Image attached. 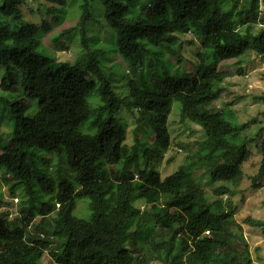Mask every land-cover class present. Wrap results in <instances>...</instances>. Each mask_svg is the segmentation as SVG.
Listing matches in <instances>:
<instances>
[{
  "label": "trees",
  "instance_id": "1",
  "mask_svg": "<svg viewBox=\"0 0 264 264\" xmlns=\"http://www.w3.org/2000/svg\"><path fill=\"white\" fill-rule=\"evenodd\" d=\"M26 1L0 0V78L11 85L19 78L25 100L37 101L26 113L30 103L3 95L15 86L0 92V104L10 106L13 128L0 146V180L10 195L20 192L22 222L9 230L0 214V264H43L45 254L53 264H252L235 216L215 210L200 183L184 181L207 165L215 196L234 195L242 181V164L249 156L250 141L241 136L246 125L224 118L225 108L212 112L209 106L229 77L217 70L218 63L249 53L264 58V14L258 19L264 0H99L126 65V90L112 84L98 59L102 51L90 50V0H77L76 24L55 40L78 34L86 64L58 62L48 55L40 39L50 27L21 24ZM43 1L57 6L53 12L70 2ZM258 23L261 29L253 34ZM186 34L201 42L214 66L202 61L194 73L158 79L156 68L182 61L180 37ZM258 99L264 104V96ZM174 102L206 139L202 152L189 154L174 173L161 178L156 166L170 147L168 119ZM122 111L138 115L137 130L147 126L153 131L151 144L141 142L139 135L127 143V129L117 116ZM260 150L255 178L264 182V138ZM36 151L65 158L76 182H62L55 192L53 181L42 177L40 196L34 181L39 173ZM228 152L232 159L221 163ZM80 199L88 200V219L73 214ZM138 200L156 210L147 226L135 205ZM3 204L0 196V209ZM48 215L49 236L26 231L37 216ZM245 222L264 231L261 221ZM128 241L132 251L125 248Z\"/></svg>",
  "mask_w": 264,
  "mask_h": 264
},
{
  "label": "rangeland",
  "instance_id": "2",
  "mask_svg": "<svg viewBox=\"0 0 264 264\" xmlns=\"http://www.w3.org/2000/svg\"><path fill=\"white\" fill-rule=\"evenodd\" d=\"M92 6V20L87 28L93 34L88 40L90 50L99 49L103 55L98 59L106 66L105 71L110 76L112 84L121 86L122 90H126V69L125 63L116 51L115 32L109 28L103 16L102 6L99 0H90ZM79 2L70 0L64 8L59 7L56 12L51 8L56 5L45 3L43 0H27L21 6L22 20L21 24H33L40 30L50 27L48 31H43L40 42L45 46L48 55L53 56L58 62L76 64L81 62L86 64L87 57H83L84 50L78 34L72 32L67 33L59 41L58 39L63 32L72 28L79 15ZM61 8V9H60ZM264 14V5L259 9L258 19L261 20ZM57 15L62 16L63 20L58 23ZM261 24L253 27L252 33L261 29ZM183 43L182 61L177 63L171 61L170 68H156L158 79L163 76L175 72L185 75L194 73L197 66L203 61L206 65L214 66V61L203 51L201 42L196 41L191 34L182 35L180 37ZM193 42L190 44L189 42ZM203 52V54H201ZM168 57L165 59L167 60ZM161 59V58H159ZM169 59V58H168ZM58 65V64H57ZM56 65V66H57ZM217 70L229 73V77L219 84L221 88L219 98L213 102L214 105L209 106V110L217 112L225 108L222 112L224 118L229 119L232 123L245 124L246 128L241 132V136L245 137L249 142L247 145L249 156L242 164L243 178L239 186L236 188L234 195L215 196L212 194V187L208 184V179L212 168L207 165L200 170H196L184 181L185 184L200 183L204 189L208 199L212 202L215 210L226 212L235 216L236 222L241 226L242 234L249 245L252 256V264H264V231L261 227L245 222L247 218L258 220L264 223V182L255 176L260 167L262 154L260 150L261 141L264 138V104L258 98L264 96V58L257 57L252 53L246 54L240 59L224 60L217 64ZM163 71V72H162ZM11 85V81L0 78V92L6 90ZM15 90L9 94L4 93L10 101L19 99L23 103H30V109L26 113L31 112L33 107L37 106V101H26L22 88L20 87L19 78H15ZM120 91V90H119ZM125 93V92H122ZM97 101V98H95ZM213 106V107H212ZM219 109V110H218ZM232 114L229 118V112ZM137 115V112L133 113ZM119 122L126 127L127 143L133 142L134 136L139 135L141 142L149 145L154 140L153 131L147 126H141L137 130V116H133L128 112L122 111L117 114ZM10 106L0 104V146L7 142L12 134L13 128L10 121ZM168 129L170 133V147L163 155L161 161L156 166L161 178L174 173L185 161L189 154H193L203 149L205 136L198 125L193 124L181 112L179 104L174 102L172 112L168 119ZM137 130V131H134ZM11 149V146H8ZM202 152V151H201ZM37 166L39 173L35 176L36 191L39 192L38 185L43 181L40 179L46 177L54 183V191H58V187L62 182L75 183L76 172L68 167L65 158L56 155H50L43 151H36ZM232 152H228L221 157V163H229L232 159ZM142 161V160H140ZM136 177V176H135ZM16 194L12 196L8 193V186L0 180V196L3 199V206L0 214L6 218V227L13 230L21 227L22 222L18 213V199L21 197ZM41 196V193L39 192ZM17 197L18 199H14ZM42 201H48V197H42ZM20 202V201H19ZM83 205V206H82ZM144 213L143 225L147 226L155 220V209L141 201L135 202ZM74 216L81 219H88L91 212L88 209V200L80 199L76 201V208L73 212ZM50 216H37L31 224L28 225L26 231L38 233L42 236H49ZM127 251H132L134 246L131 241L126 242ZM137 249H140L137 247ZM141 250V249H140ZM43 264H53L50 258L45 254L42 258ZM152 264H160L154 262Z\"/></svg>",
  "mask_w": 264,
  "mask_h": 264
},
{
  "label": "clouds",
  "instance_id": "3",
  "mask_svg": "<svg viewBox=\"0 0 264 264\" xmlns=\"http://www.w3.org/2000/svg\"><path fill=\"white\" fill-rule=\"evenodd\" d=\"M14 199H18V198H17V197H14V198H13V200H14ZM17 202L19 203V199H18V201H17Z\"/></svg>",
  "mask_w": 264,
  "mask_h": 264
}]
</instances>
